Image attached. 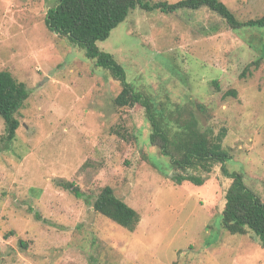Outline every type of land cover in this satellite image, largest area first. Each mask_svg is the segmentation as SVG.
Masks as SVG:
<instances>
[{"label":"rangeland","instance_id":"374dc122","mask_svg":"<svg viewBox=\"0 0 264 264\" xmlns=\"http://www.w3.org/2000/svg\"><path fill=\"white\" fill-rule=\"evenodd\" d=\"M159 1L184 0L142 5ZM220 1L241 23L264 15V0ZM57 3L0 0V71L30 93L16 140L0 144V264H264L255 234L222 224L231 175L264 201V27L232 30L207 7L138 5L97 43L137 91L193 113L209 135L226 129L229 176L217 165L204 185L176 186L145 109L116 106L110 70L48 28ZM106 186L140 215L134 232L94 210Z\"/></svg>","mask_w":264,"mask_h":264},{"label":"trees","instance_id":"16d2710c","mask_svg":"<svg viewBox=\"0 0 264 264\" xmlns=\"http://www.w3.org/2000/svg\"><path fill=\"white\" fill-rule=\"evenodd\" d=\"M143 0H58L46 16L50 31L68 38L71 43L82 48L86 56L97 61V65L110 70L113 78L121 83L122 91L114 103L120 108L140 105L145 109L146 118L151 124V145L159 148L161 154L171 159L173 173L171 181L176 186L185 182L197 186L204 185L213 169L221 165V171L229 176L226 163L229 153L223 146L226 129L217 135L202 132L193 113L183 118L181 107L174 113L164 104L137 91L127 81L124 67L113 55L101 50L97 43L107 40L111 32L119 26L138 5L145 10L159 9L173 13L180 8L197 10L207 7L218 13L232 30L244 27H264V15L257 20L239 22L228 6L220 0H184L176 4L159 1L154 5L143 6ZM234 94V92H232ZM27 86L18 82L10 72L0 71V116L6 131L0 137L5 146L16 140L20 121L18 112L29 98ZM202 108L201 105H198ZM124 137L123 133H118ZM232 183L225 195L222 224L232 235H245L252 232L264 249V201L245 184L242 175L230 176ZM66 188L78 191L73 183ZM94 210L118 225L134 232L140 222V215L119 199L112 187L102 189L93 203Z\"/></svg>","mask_w":264,"mask_h":264}]
</instances>
